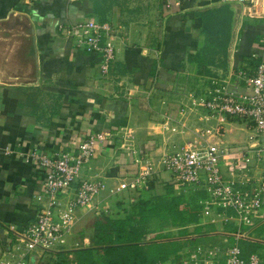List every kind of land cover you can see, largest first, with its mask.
<instances>
[{"label": "crops", "instance_id": "1", "mask_svg": "<svg viewBox=\"0 0 264 264\" xmlns=\"http://www.w3.org/2000/svg\"><path fill=\"white\" fill-rule=\"evenodd\" d=\"M220 5L232 12L226 64L210 66L209 74L200 75L197 63L188 58L204 43L196 14ZM88 20L111 27L114 59L106 74L101 55L76 49L74 38L62 30ZM6 31L11 36L1 34ZM261 62L264 0H0V258L46 200L37 199L43 175L32 152L77 151L87 134L108 132L113 144H100L81 177L115 185L120 174L134 170L133 157L119 147L125 137L133 136L139 152L151 156L189 141L190 130H174L181 129L185 117L175 107L188 103L192 93H205L210 78L238 69L253 73ZM201 113L185 117L189 129L203 123ZM167 116L172 118L169 125L164 123ZM223 128L219 143L234 156L256 144L250 140L255 130L243 120L230 118ZM155 177L160 192L169 175L162 171ZM110 199L101 196L91 218ZM83 214L82 208L75 211L72 230L54 252L88 244V238L74 240V229L87 216ZM258 214L264 217V204ZM255 224L247 239L264 243V224Z\"/></svg>", "mask_w": 264, "mask_h": 264}, {"label": "built area", "instance_id": "2", "mask_svg": "<svg viewBox=\"0 0 264 264\" xmlns=\"http://www.w3.org/2000/svg\"><path fill=\"white\" fill-rule=\"evenodd\" d=\"M226 1L244 3L248 0ZM110 29L108 23L94 20L62 28L67 36L74 38L76 49L101 55L102 74L108 72L114 59ZM187 98L188 103L175 107L177 113L186 117L202 110L203 125L189 129L184 117L179 122V131L174 129L176 127L170 129L180 133L190 130V140L173 145L157 156L139 152L133 136L125 137L119 147L133 157L134 170L120 174L115 185L81 177L83 167L100 144H113L108 132L87 134L78 143L77 151L55 155L32 152L30 156L43 175L37 199L46 200L35 219L1 256L0 264H38L43 253H54V248L65 243L77 209H99V198L104 195L110 198L124 190L147 191L149 181L162 171L168 173L167 182L173 187L202 192L204 197L198 200L202 223L214 225L215 231L211 234L222 237L224 242L232 238L226 246L198 245L182 257L183 264H262L256 253L243 257L239 239L249 238V228L255 227V223L264 224V217L258 214L264 204V62L256 65L253 73L238 69L224 78L212 77L205 93H192ZM230 118L243 120L255 130L250 140L256 144L237 156L219 143L223 124ZM169 120L172 118L167 116L164 123L169 125ZM75 183L73 195L69 196ZM227 225H232L234 230L226 229Z\"/></svg>", "mask_w": 264, "mask_h": 264}, {"label": "trees", "instance_id": "3", "mask_svg": "<svg viewBox=\"0 0 264 264\" xmlns=\"http://www.w3.org/2000/svg\"><path fill=\"white\" fill-rule=\"evenodd\" d=\"M196 15L202 22L204 43L196 55L188 58L197 63L198 74L207 75L208 67L226 64L232 12L227 5H220ZM220 56V62H216ZM156 179L154 176L149 181L147 191L127 192L129 200L125 205L126 198H121L110 210H100L90 223L92 229L86 246L80 243L73 250L43 253L38 264H183L182 257L198 245L231 243V237L224 242L222 237L211 234L214 225L202 223L198 204L204 197L202 192L182 190L168 182L162 183L161 191L157 192ZM152 218L168 222L177 228L176 232H162L165 226L155 230L150 225ZM231 226L225 228L234 230ZM190 227L193 229L189 230ZM239 245L244 258L256 253L264 264V243L240 238Z\"/></svg>", "mask_w": 264, "mask_h": 264}, {"label": "rangeland", "instance_id": "4", "mask_svg": "<svg viewBox=\"0 0 264 264\" xmlns=\"http://www.w3.org/2000/svg\"><path fill=\"white\" fill-rule=\"evenodd\" d=\"M1 34H3V35H5V36H11V32H9V31H6V32H2ZM4 36V37H5ZM201 125H203V123L201 124ZM200 125V126H201ZM113 196H115V195H113ZM111 198H113L112 196H110ZM127 197V195H124V194H122V195H120V196H116V198L115 199H110L109 200V206L107 207V209L106 210H110L111 208H112V204H114L115 202H117L119 199H121V198H126ZM109 198V197H108ZM126 200H124V205L126 204V202H125ZM82 209H84V214L83 215H85L86 213V217H84L85 219L81 222V223H79L78 225L79 226H76V229H74V231L73 232H75V234H74V240L75 241H77V239L79 238V239H81V240H85V239H87L88 238V235H87V233H86V229H88V227H91L90 226V223L92 222V218H91V214H92V212L94 213V211H93V209L92 208H89V207H84V208H82ZM122 209V208H121ZM150 225H151V227L152 228H154L155 230H161L164 226L166 227V228H164V229H162L161 231L162 232H171L172 234H174L175 232H176V230H177V228L176 227H174V226H172V225H169L168 224V222L166 223V222H163V221H161V220H158L157 218H152L151 219V221H150ZM193 229V227H190L189 228V230H192ZM78 233V234H77ZM80 233V234H79ZM77 234V235H76ZM81 235H83V236H81ZM78 239V240H79ZM262 240V239H261ZM80 241V240H79ZM73 241H70V243H72ZM86 243H87V240L85 241ZM84 242V243H85ZM68 243H69V241H68ZM84 244V245H87V244ZM60 248H62L61 246L60 247H57V249H60ZM260 251H262V250H260ZM32 258H33V256H32ZM170 264V263H169Z\"/></svg>", "mask_w": 264, "mask_h": 264}, {"label": "water", "instance_id": "5", "mask_svg": "<svg viewBox=\"0 0 264 264\" xmlns=\"http://www.w3.org/2000/svg\"><path fill=\"white\" fill-rule=\"evenodd\" d=\"M190 20H187V22H186V25H187V27L190 25Z\"/></svg>", "mask_w": 264, "mask_h": 264}]
</instances>
